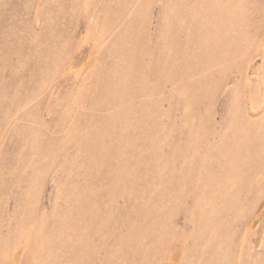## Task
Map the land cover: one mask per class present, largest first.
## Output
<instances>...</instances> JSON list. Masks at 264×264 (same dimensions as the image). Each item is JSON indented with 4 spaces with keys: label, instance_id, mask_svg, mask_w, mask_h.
I'll list each match as a JSON object with an SVG mask.
<instances>
[{
    "label": "rangeland",
    "instance_id": "374dc122",
    "mask_svg": "<svg viewBox=\"0 0 264 264\" xmlns=\"http://www.w3.org/2000/svg\"><path fill=\"white\" fill-rule=\"evenodd\" d=\"M0 264H264V0H0Z\"/></svg>",
    "mask_w": 264,
    "mask_h": 264
}]
</instances>
